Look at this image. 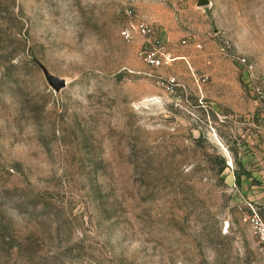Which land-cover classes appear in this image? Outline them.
<instances>
[{"label": "rangeland", "instance_id": "1", "mask_svg": "<svg viewBox=\"0 0 264 264\" xmlns=\"http://www.w3.org/2000/svg\"><path fill=\"white\" fill-rule=\"evenodd\" d=\"M254 212L264 0H0V264H264Z\"/></svg>", "mask_w": 264, "mask_h": 264}, {"label": "built area", "instance_id": "2", "mask_svg": "<svg viewBox=\"0 0 264 264\" xmlns=\"http://www.w3.org/2000/svg\"><path fill=\"white\" fill-rule=\"evenodd\" d=\"M125 15L128 17V21L122 29V37L125 41H132L135 38L143 39V44L138 53L145 64L154 68L169 65L173 61V58L167 51L166 45L161 37L156 35L151 23L139 18L132 8H127ZM183 43L185 44L186 41H183ZM199 46V44H196V47ZM156 82L166 91H173L177 86V82L173 77L166 79L159 78ZM249 220L255 236L258 238L264 250V221L256 212L250 216Z\"/></svg>", "mask_w": 264, "mask_h": 264}, {"label": "water", "instance_id": "3", "mask_svg": "<svg viewBox=\"0 0 264 264\" xmlns=\"http://www.w3.org/2000/svg\"><path fill=\"white\" fill-rule=\"evenodd\" d=\"M44 76L47 82L53 87L56 91L64 88L66 86V81L63 78L57 77L49 73L45 68L42 67Z\"/></svg>", "mask_w": 264, "mask_h": 264}]
</instances>
